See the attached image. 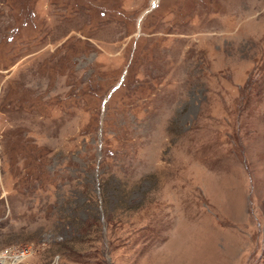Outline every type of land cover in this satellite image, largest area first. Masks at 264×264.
I'll return each mask as SVG.
<instances>
[{
	"label": "rangeland",
	"instance_id": "374dc122",
	"mask_svg": "<svg viewBox=\"0 0 264 264\" xmlns=\"http://www.w3.org/2000/svg\"><path fill=\"white\" fill-rule=\"evenodd\" d=\"M17 255L264 264V0H0Z\"/></svg>",
	"mask_w": 264,
	"mask_h": 264
},
{
	"label": "built area",
	"instance_id": "2783aa9c",
	"mask_svg": "<svg viewBox=\"0 0 264 264\" xmlns=\"http://www.w3.org/2000/svg\"><path fill=\"white\" fill-rule=\"evenodd\" d=\"M21 255L23 256V255H25L26 253H27V249L26 250H21ZM18 258H19V256L17 255L16 257L14 256L13 258H12V262H10V264H15L17 261H18ZM7 261V260H6ZM0 264H7V262L5 263V261L4 260H0Z\"/></svg>",
	"mask_w": 264,
	"mask_h": 264
}]
</instances>
